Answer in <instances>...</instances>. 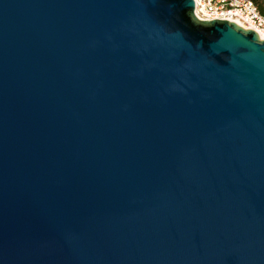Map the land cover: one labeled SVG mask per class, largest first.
<instances>
[{
    "label": "water",
    "instance_id": "water-1",
    "mask_svg": "<svg viewBox=\"0 0 264 264\" xmlns=\"http://www.w3.org/2000/svg\"><path fill=\"white\" fill-rule=\"evenodd\" d=\"M195 0H0V264H264V38Z\"/></svg>",
    "mask_w": 264,
    "mask_h": 264
},
{
    "label": "built area",
    "instance_id": "built-area-1",
    "mask_svg": "<svg viewBox=\"0 0 264 264\" xmlns=\"http://www.w3.org/2000/svg\"><path fill=\"white\" fill-rule=\"evenodd\" d=\"M195 4L201 19H229L264 36V0L263 11L256 0H195Z\"/></svg>",
    "mask_w": 264,
    "mask_h": 264
},
{
    "label": "trees",
    "instance_id": "trees-1",
    "mask_svg": "<svg viewBox=\"0 0 264 264\" xmlns=\"http://www.w3.org/2000/svg\"><path fill=\"white\" fill-rule=\"evenodd\" d=\"M256 2L258 3L260 9L263 11L262 0H256Z\"/></svg>",
    "mask_w": 264,
    "mask_h": 264
},
{
    "label": "bare ground",
    "instance_id": "bare-ground-1",
    "mask_svg": "<svg viewBox=\"0 0 264 264\" xmlns=\"http://www.w3.org/2000/svg\"><path fill=\"white\" fill-rule=\"evenodd\" d=\"M261 37H262V38H264V36H263V35H261Z\"/></svg>",
    "mask_w": 264,
    "mask_h": 264
}]
</instances>
